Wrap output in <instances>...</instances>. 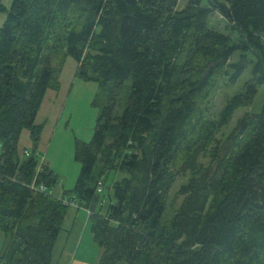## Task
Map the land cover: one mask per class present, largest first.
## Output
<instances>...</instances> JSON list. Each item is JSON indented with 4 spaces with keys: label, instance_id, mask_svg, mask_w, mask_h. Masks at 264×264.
<instances>
[{
    "label": "trees",
    "instance_id": "obj_1",
    "mask_svg": "<svg viewBox=\"0 0 264 264\" xmlns=\"http://www.w3.org/2000/svg\"><path fill=\"white\" fill-rule=\"evenodd\" d=\"M9 1L0 0V234L9 240L0 264H54L71 205L50 193L57 179L37 167L36 152L21 159L17 147L25 129L36 146V112L58 90L66 58L99 89L93 134L75 143L79 174L66 192L89 211L96 264H264V100L217 138L264 87V0H187L182 11L179 0ZM213 12L226 34L209 28ZM248 67L244 90L211 119L210 90ZM116 171L127 177L96 213L99 178ZM178 179L182 201L162 223Z\"/></svg>",
    "mask_w": 264,
    "mask_h": 264
},
{
    "label": "rangeland",
    "instance_id": "obj_2",
    "mask_svg": "<svg viewBox=\"0 0 264 264\" xmlns=\"http://www.w3.org/2000/svg\"><path fill=\"white\" fill-rule=\"evenodd\" d=\"M6 7L10 5L9 0H2ZM187 0H179L176 4V10L182 11L185 8ZM5 14H0V25L4 22ZM208 21L209 28L221 33L225 31L226 22L216 13H212ZM232 39L237 38V34H230ZM239 56L233 53L230 63H236ZM77 69L76 63L71 58L63 61V67L58 74V90H48L42 98L39 110L36 112L35 124L42 128L40 137L36 146L29 140V133L23 130L18 138L17 155L21 159H25L23 151L41 154L43 161L38 160L37 167L41 164L47 166L55 174L57 182L50 189L54 197L62 196L69 201L72 195L70 193L75 186L76 177L79 174V165L74 161V146L78 141L80 143H88L89 138L93 134L94 123L99 115V108L93 105L94 97L99 92L97 83L84 82L75 77L74 72ZM232 74L233 70L228 69ZM251 78V68L248 69L235 79L234 83L229 82V75L218 79V83L210 90V108L211 119L217 118L218 112L225 105L229 98L241 93L244 90L245 83ZM264 87L257 88L253 103L249 108H242L235 112L230 122L222 130L217 133L218 139H225L230 130H233L238 119L245 114H259L264 100ZM99 95V94H98ZM97 95V96H98ZM1 148V146H0ZM97 172L95 168L94 173ZM93 173V174H94ZM124 172H109L103 174L99 181L102 190L101 194H96V204L92 206L96 213L103 214L108 207V199L112 197V189L114 183L126 178ZM184 179H178L173 184L168 197V206L164 211L162 223L169 222L174 215V211L178 209L182 201L178 196V190ZM67 192V193H66ZM66 193V194H65ZM104 205L102 206V203ZM74 202H76L74 200ZM81 208V209H80ZM76 210L72 206H68L65 220L62 226V232L55 241V246L51 256L54 264H96L98 263L99 248L92 243L89 222L86 216L87 209L85 205ZM67 238V239H66ZM66 239V240H65ZM8 239L0 234V255L3 254L7 247ZM64 250V251H63ZM63 252L69 255L67 258ZM70 256L74 258L70 260Z\"/></svg>",
    "mask_w": 264,
    "mask_h": 264
},
{
    "label": "built area",
    "instance_id": "obj_3",
    "mask_svg": "<svg viewBox=\"0 0 264 264\" xmlns=\"http://www.w3.org/2000/svg\"><path fill=\"white\" fill-rule=\"evenodd\" d=\"M23 154L26 156H28L29 154L27 153V152H23ZM36 154V157L37 158H39L40 159V161H43V157L42 156H40V154H37V153H35ZM44 186H42V185H40L39 187H38V191H44ZM98 190V192H100L101 190H99V189H97ZM51 193V192H50ZM64 203L65 204H68V205H71V206H76V203H74V201L73 200H70V201H67L66 200V202L64 201Z\"/></svg>",
    "mask_w": 264,
    "mask_h": 264
},
{
    "label": "crops",
    "instance_id": "obj_4",
    "mask_svg": "<svg viewBox=\"0 0 264 264\" xmlns=\"http://www.w3.org/2000/svg\"><path fill=\"white\" fill-rule=\"evenodd\" d=\"M47 94V93H46ZM24 152V151H23ZM73 208H75L76 210H79V209H77L76 207H73ZM80 208V207H79ZM81 209V208H80ZM88 212L89 211H86V216H87V214H88ZM87 219H88V216H87ZM63 231V230H62ZM59 237V236H58ZM67 239V238H66ZM65 239V240H66ZM93 243V242H92ZM64 251V250H63ZM63 255H65L66 256V258L69 256L68 254L66 255L64 252H63ZM100 256V255H99ZM68 259V258H67ZM98 259H99V257H98ZM73 261V263H74V258L72 257V256H70V260L69 261Z\"/></svg>",
    "mask_w": 264,
    "mask_h": 264
}]
</instances>
